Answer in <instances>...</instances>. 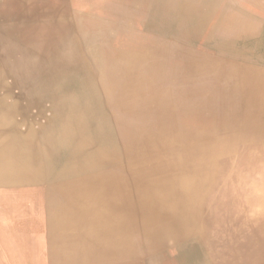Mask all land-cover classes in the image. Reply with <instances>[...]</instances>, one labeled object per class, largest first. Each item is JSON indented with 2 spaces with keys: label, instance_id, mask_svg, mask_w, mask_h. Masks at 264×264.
<instances>
[{
  "label": "bare ground",
  "instance_id": "obj_1",
  "mask_svg": "<svg viewBox=\"0 0 264 264\" xmlns=\"http://www.w3.org/2000/svg\"><path fill=\"white\" fill-rule=\"evenodd\" d=\"M0 51L10 264H264V0H0Z\"/></svg>",
  "mask_w": 264,
  "mask_h": 264
},
{
  "label": "crops",
  "instance_id": "obj_2",
  "mask_svg": "<svg viewBox=\"0 0 264 264\" xmlns=\"http://www.w3.org/2000/svg\"><path fill=\"white\" fill-rule=\"evenodd\" d=\"M9 87L13 94L14 92H27L25 89H22L20 87L17 88L18 86L16 87L11 82L9 84ZM6 92L7 91H0V124H5V122L8 121V116L5 114L2 108H7V106L13 105V100L9 98V95L11 93ZM18 142H23V139L20 136L18 137L11 134H0V152L5 151L7 147L12 149L13 147H10L9 145L14 144L16 146ZM0 161H4L2 160V153L0 155ZM0 197H2V200L4 201V203H0V208L5 210V212L3 213V210L0 211V256L3 257L4 263H11L9 262V258L6 259V257H9L10 253L15 251L35 250L37 252L36 255L42 256V251L44 250L46 244V232L41 227V221L39 220V218L42 219L40 213L42 200L41 194H39L37 191L31 193L30 190L24 189L20 185L7 184V182H5L0 183ZM32 198L36 202V207L38 208L39 213L33 212L31 209L30 201H32ZM11 206H15L14 209L19 208V212H14V209ZM32 219H34V221H32ZM1 223H4L3 226ZM43 242H45V244H43ZM10 247L12 250L10 249ZM15 260H17L16 257L14 261Z\"/></svg>",
  "mask_w": 264,
  "mask_h": 264
},
{
  "label": "rangeland",
  "instance_id": "obj_3",
  "mask_svg": "<svg viewBox=\"0 0 264 264\" xmlns=\"http://www.w3.org/2000/svg\"><path fill=\"white\" fill-rule=\"evenodd\" d=\"M112 5H113V3H110L109 8ZM115 6L118 7L117 4ZM8 7L9 8L7 10L13 12L12 6H8ZM116 7H115V11H118L120 8H116ZM175 19H176V17L171 18V20H173V21ZM116 20L119 22L118 19H116ZM83 22H84L83 26H85V28H87V30H88V31H86L85 34H83L84 35V39H85L86 47H94V45H95L94 43H96L95 41H98L97 45H100L101 41H99L98 37L103 36L104 33H101L102 30L96 31L94 28L96 27V28H99V29L100 28L101 29H105L108 26V25H105V22H107V21L106 20L105 21L102 20V21H100V24H98L97 21L94 20V19H84ZM89 52L91 54V51H89ZM52 138H54V136H52ZM53 164L58 165V166L63 165L62 162L61 163L60 162L59 163H53ZM0 203H4V201L2 200V197H0ZM11 207L13 209L15 208V206H11Z\"/></svg>",
  "mask_w": 264,
  "mask_h": 264
}]
</instances>
